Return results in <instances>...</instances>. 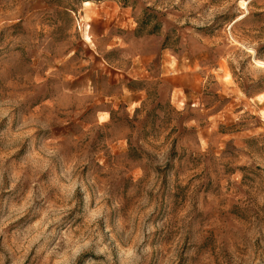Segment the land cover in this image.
Returning <instances> with one entry per match:
<instances>
[{
	"label": "rangeland",
	"instance_id": "1",
	"mask_svg": "<svg viewBox=\"0 0 264 264\" xmlns=\"http://www.w3.org/2000/svg\"><path fill=\"white\" fill-rule=\"evenodd\" d=\"M0 264H264V0H0Z\"/></svg>",
	"mask_w": 264,
	"mask_h": 264
}]
</instances>
